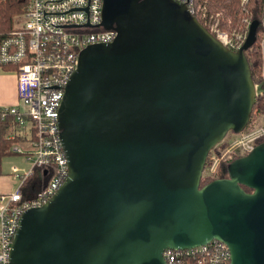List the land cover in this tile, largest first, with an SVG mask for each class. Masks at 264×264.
Segmentation results:
<instances>
[{"label": "water", "instance_id": "1", "mask_svg": "<svg viewBox=\"0 0 264 264\" xmlns=\"http://www.w3.org/2000/svg\"><path fill=\"white\" fill-rule=\"evenodd\" d=\"M101 24L117 36L80 52L59 110L68 176L22 216L9 264H166L212 240L264 264V141L200 187L256 103L258 20L236 51L177 0H103Z\"/></svg>", "mask_w": 264, "mask_h": 264}, {"label": "built area", "instance_id": "2", "mask_svg": "<svg viewBox=\"0 0 264 264\" xmlns=\"http://www.w3.org/2000/svg\"><path fill=\"white\" fill-rule=\"evenodd\" d=\"M177 1L228 49L236 51L244 45L251 13L243 10L238 22L231 26L228 20L225 29L223 13L211 12L206 1ZM102 10L103 0H27L19 24L0 41V64L13 66L18 97L15 105L0 108V121L11 119L10 150L31 161L26 172L16 175L15 189L0 193V264H9L22 216L45 205L68 176L59 110L80 52L89 45L110 43L117 36L114 28L101 24ZM241 25L243 32L239 34L235 30ZM254 45L259 62L252 79L262 110L255 109L241 132H232L219 149L209 152L202 179L218 178L224 163L248 154L264 141V29L258 33L257 28L251 47ZM18 142L28 144L27 148L22 149ZM13 172L18 169L13 168ZM162 256L166 264H231L227 245L218 240L189 249H166Z\"/></svg>", "mask_w": 264, "mask_h": 264}, {"label": "trees", "instance_id": "3", "mask_svg": "<svg viewBox=\"0 0 264 264\" xmlns=\"http://www.w3.org/2000/svg\"><path fill=\"white\" fill-rule=\"evenodd\" d=\"M198 2L206 1L208 9L211 12L223 13V28H227L228 20L231 21V26L236 24L240 18L241 12L247 11L253 15L254 19L258 20V33L264 29V0H247L242 4L241 0H196ZM27 6V0H0V41L7 36L12 29V17L14 14L24 12ZM246 58L249 62L251 72H254L256 65L259 62L256 46L254 45L245 52ZM9 68V66H5ZM262 110L260 101L257 100L253 106L252 112L255 110ZM11 119L8 118L4 121H0V166L1 159L4 156L11 155L13 152L10 150L12 141L7 139V135L11 132ZM234 159H230L224 163L221 167L220 177L227 176V165ZM1 173V169H0ZM47 175V174H46ZM48 179V177H47ZM46 180V179H45ZM209 180L203 179L200 183V187L208 183ZM248 190L247 188H245Z\"/></svg>", "mask_w": 264, "mask_h": 264}, {"label": "crops", "instance_id": "4", "mask_svg": "<svg viewBox=\"0 0 264 264\" xmlns=\"http://www.w3.org/2000/svg\"><path fill=\"white\" fill-rule=\"evenodd\" d=\"M5 66H9V68H6ZM17 99V79L13 70V66L0 64V108L15 105L18 102ZM8 135L7 139H9ZM12 155H20L25 158L23 155L13 152V154L4 156L1 159L0 193L11 192L17 185V179L15 176H13L12 173H10V176L8 175L9 177H6L4 174H2V167L4 166V164H6L8 156ZM7 178H11L13 179V181L11 180L10 182H8Z\"/></svg>", "mask_w": 264, "mask_h": 264}, {"label": "rangeland", "instance_id": "5", "mask_svg": "<svg viewBox=\"0 0 264 264\" xmlns=\"http://www.w3.org/2000/svg\"><path fill=\"white\" fill-rule=\"evenodd\" d=\"M21 14H22V12L13 15V17H12V29H13L14 27H16V26L19 24V22H20V18H21ZM250 16H251V17H249L248 20L253 21V20H254L253 15H250ZM12 29H11V30H12ZM235 31H237L239 34L242 33V32H243V26L241 25V27H240L239 29L235 30ZM233 32H234V30H231V32H229V33L231 34V33H233ZM255 111H256V110H255ZM252 113H253V112H252ZM231 135H232V132L230 131V132L227 134L226 139H227L228 137H230ZM226 139L223 140L222 142L224 143V142L226 141ZM222 142L219 143V144L216 146L217 149H219V148L221 147V145L223 144ZM17 145H18L19 147H21L22 149H26L28 144H26V143H24V142H18ZM30 165H31V161H30V160H27V159H25V158H23V157L20 156V155H12V156H8V159H7L6 164H4V166L2 167V174H4L6 177H9V176H10V173H12L13 176L16 177L17 174H20V173H24V172H26V171L30 168ZM13 167H17V168L19 169L18 172H13ZM11 171H12V172H11ZM8 175H9V176H8ZM16 179H17V177H16ZM11 180L13 181V179H11V178H7V181H8V182H10ZM209 181H210V180H209Z\"/></svg>", "mask_w": 264, "mask_h": 264}]
</instances>
